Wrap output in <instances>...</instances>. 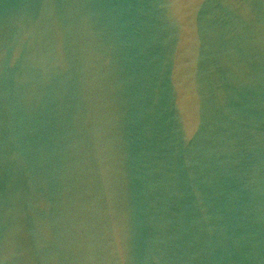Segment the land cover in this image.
<instances>
[{"label": "water", "instance_id": "95a60500", "mask_svg": "<svg viewBox=\"0 0 264 264\" xmlns=\"http://www.w3.org/2000/svg\"><path fill=\"white\" fill-rule=\"evenodd\" d=\"M0 264H264V0H0Z\"/></svg>", "mask_w": 264, "mask_h": 264}]
</instances>
